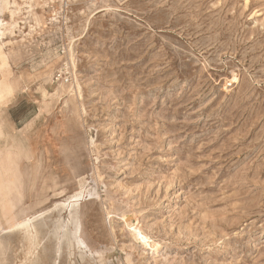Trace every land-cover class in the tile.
<instances>
[{
  "label": "rangeland",
  "instance_id": "rangeland-1",
  "mask_svg": "<svg viewBox=\"0 0 264 264\" xmlns=\"http://www.w3.org/2000/svg\"><path fill=\"white\" fill-rule=\"evenodd\" d=\"M3 3L0 264H264V0Z\"/></svg>",
  "mask_w": 264,
  "mask_h": 264
},
{
  "label": "bare ground",
  "instance_id": "bare-ground-1",
  "mask_svg": "<svg viewBox=\"0 0 264 264\" xmlns=\"http://www.w3.org/2000/svg\"><path fill=\"white\" fill-rule=\"evenodd\" d=\"M10 2V0H4V3L2 4V6H6L8 3ZM1 24L3 25V23L1 22ZM0 33H4L3 28L0 27ZM1 35V34H0ZM62 205H65L64 202L62 203ZM78 213L77 208L75 207V205H73L72 207H70V215L71 216H76ZM30 220V219H29ZM27 224V222H26ZM137 231V230H136ZM137 236L143 240V242L146 244V246L151 247V248H157L158 247V243L154 242L153 240L149 239L147 236H145L140 230L137 231ZM146 234V233H145ZM76 232L75 231H71L69 230L68 227L65 228V238L72 243L73 239H75L76 237ZM160 245V244H159ZM60 250V249H59ZM73 251V250H72ZM58 260V259H57Z\"/></svg>",
  "mask_w": 264,
  "mask_h": 264
}]
</instances>
